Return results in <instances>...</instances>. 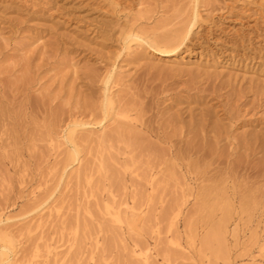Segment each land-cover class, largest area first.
I'll list each match as a JSON object with an SVG mask.
<instances>
[{"label": "rangeland", "instance_id": "rangeland-1", "mask_svg": "<svg viewBox=\"0 0 264 264\" xmlns=\"http://www.w3.org/2000/svg\"><path fill=\"white\" fill-rule=\"evenodd\" d=\"M196 2L200 19L183 47L124 44L125 30L177 26ZM186 93L204 97L185 103L194 113L230 108L225 155L242 134L259 140L253 155L207 166L219 173L196 182L211 185L203 197L180 167L194 158L170 161L153 138L126 146L127 131L144 133L130 127L134 114L125 123L114 115L145 94L154 98L146 115L168 116ZM104 96L114 108L106 119L75 125L97 120ZM263 141L264 0H0V264H264V200L260 210L247 200L264 189Z\"/></svg>", "mask_w": 264, "mask_h": 264}, {"label": "bare ground", "instance_id": "bare-ground-1", "mask_svg": "<svg viewBox=\"0 0 264 264\" xmlns=\"http://www.w3.org/2000/svg\"><path fill=\"white\" fill-rule=\"evenodd\" d=\"M193 1V0H192ZM194 3V2H193ZM174 6V5H173ZM197 2H196V6L194 7L191 6V10L189 12L188 15H186L184 18H180V20L177 22V26H174V24L172 23V25L174 26H170L171 28L168 29H164L162 31H160L159 33H153L151 34V36H144L142 34V30L139 33V31H133L132 30H128L122 34L123 35V42L126 45L127 43H131V42H136V43H140V44H147L149 47L153 48V49H158L160 50V52H172L175 51L176 49L183 47L185 42L189 40V38L191 37L193 31L192 29L195 27V25L197 24L198 20L200 19V15L199 12L197 10ZM178 11V10H177ZM185 11V9H184ZM187 11V10H186ZM181 12V11H180ZM181 14V13H180ZM178 15V14H177ZM176 16V15H175ZM179 19V18H178ZM173 20V19H172ZM170 22V20H169ZM165 24V23H164ZM163 24V25H164ZM162 25V27H164ZM176 25V24H175ZM157 27V26H156ZM130 28V27H129ZM155 29V28H154ZM146 34L147 31H146ZM127 46V45H126ZM125 46V47H126ZM104 85L106 83H108V77H106V79H104L103 81ZM106 88V87H105ZM144 93V92H143ZM193 94V93H192ZM192 94L190 93H186V95L183 98H172V103L177 105V109L170 115L165 116L164 113L160 114V115H156L155 112V116H148L146 115L149 110L151 109V106L153 105H149L148 101L149 100H153L154 98H149V95L146 96L144 94V96H138L137 94H135V98L134 102L132 103L133 107L130 109L125 110L124 114L122 113L121 110H118L117 112L114 111V115L115 116H120L124 119V123L125 121L128 120V118H130V115L134 114L135 118L132 117V119L128 120V122H130V127L132 126L134 129L137 128L138 126V130L144 133V134H132L127 131L125 134L126 135L125 138L129 143L126 144V146L128 145H134L137 146V148H140V150L144 147V145H142L141 143H139L140 141L143 140L147 141L148 143H150V139L153 138L155 140H157L158 142H160L161 144H164L166 146V152L165 154L168 157V160H187L188 159H192L193 158L196 160V162H192L191 164L187 163H183L180 164L182 170L187 174L186 176V180L190 181L191 183H196V182H203L205 183L206 180H211L213 177H215L219 172L216 170V168H212L209 169L211 163L218 161V163H220L221 159H225L230 153L233 154L235 153V151H240V156L239 157H243V158H247L249 155H251L252 153H255V149L257 147L256 143L258 140L256 135H253L252 138H249V140L245 139V137L247 136V134H242L240 136H242V138H240V140H236L237 141V146L235 145V147H232L231 150L228 152V154L225 155V149L224 148H220V142L224 139L228 140V134H227V129L228 127H231L233 124H235L234 122V116L233 114L229 111L226 110L225 108L222 109V114H218L217 111H215V109H212V105H209L207 107H200L198 109V112L194 113V108H186V104L190 103V102H194L196 104H200L203 102L204 97H195L192 96ZM229 95V94H228ZM152 96V95H151ZM154 96V95H153ZM214 97V96H213ZM215 97H217V95H215ZM219 97H221V95H219ZM212 98V97H211ZM233 98V97H232ZM132 100V99H131ZM243 100V99H242ZM111 99L108 96H104L103 97V113L98 117L97 120H95L94 122H81V123H77L75 125L77 126H83V125H100L105 119H106V110L109 109L111 106ZM155 101V100H154ZM238 101V99H237ZM153 102V101H152ZM206 102V101H205ZM113 103V102H112ZM186 103V104H185ZM214 103V102H213ZM148 104V105H147ZM185 104V105H184ZM241 104V103H240ZM102 105V104H101ZM131 105V106H132ZM156 106V105H155ZM181 106V107H180ZM198 106V105H197ZM216 107V106H215ZM236 107V106H235ZM239 107V106H238ZM237 107V108H238ZM112 109H114L112 107ZM240 109V108H239ZM116 110V109H115ZM156 110L157 107H156ZM218 110V109H216ZM220 110V109H219ZM113 111V110H112ZM153 111V110H152ZM155 111V110H154ZM235 111V110H234ZM158 112V111H157ZM187 112V117L188 119H184L186 116H183L184 113ZM235 113V112H234ZM238 113V111H237ZM236 113V114H237ZM235 115V114H234ZM113 116V115H111ZM237 117V116H236ZM97 118V117H96ZM95 118V119H96ZM120 118V119H122ZM155 118V119H154ZM242 119V118H241ZM119 120V118H118ZM123 122V121H122ZM237 122V121H236ZM239 123V122H238ZM236 123V124H238ZM156 124V125H154ZM129 127V128H130ZM133 129V130H134ZM136 129V130H137ZM231 130V129H230ZM74 132L75 129H69L65 135V139L66 141L70 144V146L72 147V150L69 151L68 157L70 158V160L74 161L76 159V156L78 155V152L76 150V148L74 147L76 144L75 142V136H74ZM112 132V131H111ZM134 132V131H133ZM136 132V131H135ZM108 133V132H107ZM107 133H102L100 134V139L101 140H105V139H110ZM245 133V131H244ZM260 134V133H259ZM84 135V134H82ZM112 135V133H111ZM119 137L121 134H119ZM116 136V135H115ZM115 136H111L115 137ZM117 137V136H116ZM117 137V139L119 138ZM251 137V136H250ZM262 137V135H261ZM84 139V136L82 137ZM81 138V139H82ZM90 138V137H89ZM99 138V137H98ZM97 138V139H98ZM64 139V140H65ZM110 139V140H111ZM115 139V138H114ZM121 139H123L121 137ZM87 140V139H86ZM99 140V139H98ZM109 140V141H110ZM106 141V140H105ZM104 141V142H105ZM118 141V140H117ZM122 141V140H121ZM125 140H123L124 142ZM134 141V142H133ZM235 141V140H233ZM239 141V143H238ZM83 142V141H80ZM146 142V143H147ZM231 142V141H230ZM108 143V142H107ZM264 143V141H263ZM124 144V143H122ZM141 144V145H140ZM223 144V143H222ZM150 145V144H149ZM225 145V144H224ZM229 145V144H228ZM264 145V144H263ZM98 146V145H97ZM102 146V145H101ZM141 146H143L141 148ZM74 147V148H73ZM130 147V146H128ZM133 147V146H131ZM146 148V146H145ZM260 150L262 151V153L264 152V146L259 147ZM135 149V148H132ZM148 149V148H146ZM144 149V150H146ZM139 150V149H138ZM154 150V149H153ZM106 151V150H105ZM129 151V150H128ZM137 151V150H136ZM135 151V152H136ZM143 151V150H142ZM233 151V152H231ZM102 152V151H101ZM139 152V151H138ZM148 152V151H147ZM137 153V152H136ZM141 153V151L139 152ZM142 154V153H141ZM163 155V154H162ZM160 155V156H162ZM253 155V154H252ZM263 155V154H262ZM231 156V155H229ZM233 156V155H232ZM133 160V159H132ZM166 160V158H165ZM167 161V160H166ZM165 161V162H166ZM224 161V160H222ZM69 162V161H68ZM103 162V161H102ZM200 162V163H199ZM226 162V161H225ZM242 162V160H241ZM171 163V162H170ZM169 163V164H170ZM175 163V161H174ZM168 164V165H169ZM172 164V163H171ZM170 164V165H171ZM173 165V164H172ZM215 165V164H214ZM235 165V164H234ZM242 165V164H241ZM264 165V164H262ZM212 166V165H211ZM227 166V165H226ZM173 167V166H171ZM170 167V168H171ZM175 167V165H174ZM215 167V166H212ZM217 167V166H216ZM239 167V165H238ZM255 167V166H254ZM261 167V166H260ZM178 168V167H177ZM219 168V166L217 167ZM243 168V166H242ZM172 169V168H171ZM179 169V168H178ZM257 169V168H256ZM260 169V168H259ZM264 170V167L261 168ZM173 170V169H172ZM175 170V168H174ZM173 170V171H174ZM214 170V171H213ZM220 170V169H219ZM227 170V169H226ZM235 170V169H234ZM177 171V169H176ZM174 171V172H176ZM213 171V173H212ZM221 171V170H220ZM257 171V170H256ZM256 171L254 172V177L257 174ZM226 172V171H225ZM232 172V171H231ZM236 172V171H235ZM252 173L251 171H248ZM247 172V173H248ZM258 172V171H257ZM168 173V172H167ZM181 175V173H179ZM259 174V173H258ZM168 175V174H167ZM176 175V174H175ZM179 175V176H180ZM264 175V174H263ZM160 176V175H159ZM169 176V175H168ZM172 176V175H171ZM171 176H169V178H171ZM221 176V175H220ZM245 176V175H244ZM247 176V174H246ZM251 176V175H250ZM253 176V173H252ZM249 177V176H248ZM259 177V176H258ZM168 178V177H167ZM168 178V179H169ZM228 178V177H227ZM261 179V175L259 177ZM155 179V178H154ZM215 179V178H214ZM219 179V178H218ZM231 179H233V177H231ZM164 180V179H163ZM172 180V178L170 179ZM182 180V177H181ZM217 180V179H216ZM222 180V179H220ZM247 180V179H246ZM259 180V179H258ZM264 180V179H263ZM174 181V180H173ZM234 181V179H233ZM257 181V180H256ZM255 181V182H256ZM210 182H215L213 180H211ZM226 182V181H225ZM251 183V181H249ZM254 182V181H253ZM167 183V182H166ZM198 183V184H199ZM192 184V185H193ZM197 184V183H196ZM195 184V185H196ZM197 184V193L200 195L198 196V194H196L198 197H203V194H206V189L209 185V187L211 186L210 184L207 185V187H205L204 185H202V183L198 186ZM234 184V183H233ZM249 184V183H247ZM175 185V184H174ZM183 185V184H182ZM206 185V184H205ZM214 184H212L213 187ZM217 185V184H216ZM243 185V184H241ZM251 185V184H250ZM254 186V184H253ZM181 187V185H180ZM183 187V186H182ZM191 187V186H190ZM196 187V186H195ZM194 187V188H195ZM215 187V186H214ZM228 187V186H227ZM239 187V186H238ZM249 187V186H248ZM258 187V186H257ZM192 188V187H191ZM234 188V187H233ZM231 190L232 192V198L236 195V189ZM251 188V187H250ZM249 188V189H250ZM188 189V188H187ZM209 189V188H208ZM228 189V188H227ZM248 189V188H247ZM244 190V188H243ZM253 190V189H252ZM250 189V191H252ZM208 191V190H207ZM229 191V190H228ZM245 192V191H244ZM183 193V192H182ZM188 193V192H187ZM196 193V192H195ZM222 193V192H221ZM226 193V192H225ZM252 193H254L252 196H250V198H247L252 200L249 201L252 205H254L256 208L259 205V207L261 208L262 206V200H264V189L262 188L261 190L259 189L258 193L256 191H253ZM256 193V194H255ZM248 194H249V190H248ZM184 195V194H183ZM195 195V196H196ZM220 195V194H219ZM225 195V194H224ZM196 196V197H197ZM222 196V194H221ZM228 195H225V198ZM244 195H240V197ZM181 197V195H180ZM221 198V197H220ZM185 199V197H184ZM196 199V198H195ZM198 199V198H197ZM201 199V198H200ZM200 199H198L197 201H199ZM230 199V197H229ZM235 199V197H234ZM245 199V198H244ZM181 200V198L179 199ZM202 200V199H201ZM200 200V202H201ZM221 200V199H220ZM183 201V200H182ZM181 201V202H182ZM186 201V199H185ZM185 201L184 204H185ZM210 199H209V203H210ZM243 201V200H242ZM241 201V202H242ZM164 202V201H163ZM180 203V201H178ZM203 202H207V201H202L201 203L203 204ZM219 202V201H218ZM247 202V203H248ZM177 203V202H176ZM178 203V204H179ZM196 203V202H195ZM208 203V204H209ZM212 204V203H211ZM243 204V203H242ZM181 205V204H179ZM233 205V204H232ZM261 205V206H260ZM198 206V205H196ZM249 206V205H248ZM192 207H194V205H192ZM199 207V206H198ZM205 207V206H204ZM208 207V206H207ZM254 207V208H255ZM259 207L257 209H259ZM264 208V207H263ZM206 209V208H205ZM210 209V208H209ZM252 209V208H251ZM256 209V210H257ZM238 210V209H237ZM260 210V209H259ZM264 210V209H263ZM229 211V210H228ZM222 212V211H221ZM223 213V212H222ZM232 213V212H231ZM260 213H263L260 212ZM264 215V214H263ZM246 216V215H245ZM211 217V216H210ZM228 217V216H227ZM226 216L222 215L220 217V222L223 221L226 222L227 218ZM241 217V216H240ZM239 217V218H240ZM261 217V216H260ZM242 218V217H241ZM239 220V219H238ZM229 221V220H228ZM222 223V222H221ZM226 225V223H224ZM229 224V223H228ZM257 226V225H256ZM223 228V227H222ZM210 229V228H209ZM221 230V229H220ZM223 230V229H222ZM264 230V229H263ZM209 232V231H208ZM263 232V231H262ZM207 233V232H206ZM208 234H212V232L208 233ZM214 234V233H213ZM212 234V235H213ZM258 234V233H257ZM211 235V236H212ZM219 236V235H217ZM6 237V236H5ZM210 237V236H209ZM2 240V236L0 237ZM211 238V237H210ZM251 238V237H250ZM208 239V238H207ZM257 239V238H256ZM206 240V239H204ZM217 240H219L217 238ZM207 241V240H206ZM8 242V241H7ZM256 242V241H255ZM264 242V241H263ZM261 245V244H260ZM259 245V246H260ZM258 247V246H257ZM261 248V247H260ZM261 250V249H260ZM8 251V248L3 246L1 248L0 251V255L4 256L3 254H5ZM259 251V250H258ZM7 254V253H6ZM7 258V257H6Z\"/></svg>", "mask_w": 264, "mask_h": 264}]
</instances>
